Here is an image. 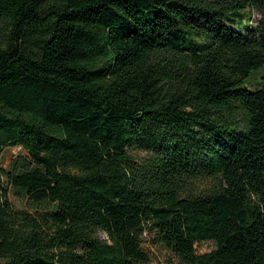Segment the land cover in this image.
Listing matches in <instances>:
<instances>
[{
	"label": "trees",
	"instance_id": "trees-1",
	"mask_svg": "<svg viewBox=\"0 0 264 264\" xmlns=\"http://www.w3.org/2000/svg\"><path fill=\"white\" fill-rule=\"evenodd\" d=\"M262 69L264 0H0L2 264H264Z\"/></svg>",
	"mask_w": 264,
	"mask_h": 264
},
{
	"label": "rangeland",
	"instance_id": "rangeland-1",
	"mask_svg": "<svg viewBox=\"0 0 264 264\" xmlns=\"http://www.w3.org/2000/svg\"><path fill=\"white\" fill-rule=\"evenodd\" d=\"M260 18V14L257 11H254L252 14V22L251 25H255L256 21ZM264 75V69L255 72L254 75L251 78V81L253 83H257L262 79V76ZM28 155V152L21 146H15L11 145L9 147H6L2 150L0 154V167L3 169H7L15 157L21 156L25 157ZM209 181H202L201 186L204 187L207 185ZM10 201L12 202V206L16 210H22L26 212H34L35 208H41V207H47L48 204H42L37 205L34 203L29 202L27 199L20 197L16 195L15 192L11 191L9 194ZM99 236L102 239L108 238L107 234L105 232H99ZM146 238V237H145ZM143 245L145 248L149 250V252L152 253L154 263L155 264H171V262L174 260V258L171 257V255L165 251L158 249L156 247H153L150 242L144 241ZM215 248V243L213 241H203L196 244V249L198 253H205L209 252L212 249ZM4 263V260H0V264Z\"/></svg>",
	"mask_w": 264,
	"mask_h": 264
}]
</instances>
